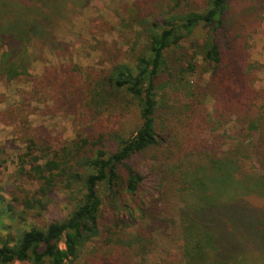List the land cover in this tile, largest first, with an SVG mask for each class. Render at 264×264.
Returning <instances> with one entry per match:
<instances>
[{
	"label": "trees",
	"instance_id": "16d2710c",
	"mask_svg": "<svg viewBox=\"0 0 264 264\" xmlns=\"http://www.w3.org/2000/svg\"><path fill=\"white\" fill-rule=\"evenodd\" d=\"M167 1L158 9H149L147 0L132 2L139 10L134 23L150 15L160 18L151 24L144 53L133 65L118 62L105 74H94L84 92L96 105L115 100L132 104L138 111L133 131L100 129L77 134L57 149L39 148L35 140L27 139L29 147L42 152L44 161L34 164L32 154L25 152L31 157L30 167L22 161L18 172L37 186L15 185L0 196V264H117L134 245L145 252L149 241L141 244L139 229L135 238H127L124 220L112 222L103 235L97 226L102 209L99 186L113 198L120 192L135 194L145 181L134 165L140 155L152 161L157 190L140 209L143 219L151 223L157 219L155 212L164 208L170 189L183 195L177 216L184 264H264V173L249 172L246 166L253 158L264 169V89L254 88V65L246 61L247 37L259 22L249 27V19L239 15L249 8L245 0ZM192 2L198 7L193 8ZM66 4L67 0H0V45L6 47L0 53L1 76L20 82L27 74L29 46L56 51V55L65 53L66 44L55 38L54 31L67 16ZM197 27L203 38L193 42L189 61L185 53H168ZM198 59L199 67L211 68V75L194 89L186 74L197 68ZM230 87L232 93H226ZM167 93L179 96L178 113L183 116L180 121L170 112L173 129L181 124L189 128L203 99L210 96L214 100L211 122L230 120L231 129L247 132L251 142L234 143L225 151L217 145L186 143L184 150L180 142L161 136L156 129L160 111L166 109ZM71 161H80L83 172L77 180L73 177L79 188L67 216L25 227L33 211L48 205L51 192L70 189Z\"/></svg>",
	"mask_w": 264,
	"mask_h": 264
},
{
	"label": "rangeland",
	"instance_id": "374dc122",
	"mask_svg": "<svg viewBox=\"0 0 264 264\" xmlns=\"http://www.w3.org/2000/svg\"><path fill=\"white\" fill-rule=\"evenodd\" d=\"M133 1L135 0H67V16L57 23L54 31L55 38L66 44L65 53L56 55V51L50 52L38 46H29L30 61L27 63V74L21 77L20 82L8 81L0 75V196L9 193L15 185L23 184L31 188L37 186L18 172L22 161L25 167H30L28 161L30 162L31 157L25 152L32 154L34 164L40 165L44 161L42 152L29 147L27 139L35 140L39 148L50 145L52 149H57L67 146L77 134H87L100 129L118 130L119 133L129 134L137 126L138 111L132 104H118L115 100L96 105L94 99L88 100L84 93L94 74L103 72V75L118 62L133 65L136 57L144 53L151 24L160 21V18L150 15L149 18L134 23L133 17L139 10L132 4ZM163 1L166 0H147L151 6L149 9L166 3ZM261 2L262 8L260 12L259 9L256 12L255 8H258ZM244 5L249 8H244L239 15L252 19L251 22L248 20L249 27L250 24L259 22V26L247 37L249 46L246 61L254 65L251 67L253 86L260 90L264 89V0H245ZM192 6L198 7L193 2ZM251 14L256 17L252 18ZM202 38L203 32L197 27L168 53L173 50L179 55L185 53L186 60L189 61L193 54V42ZM178 47L182 49H176ZM5 48L0 45V53ZM198 63L199 59L195 62L197 68L186 74V79L193 88L197 85L203 86L211 75V68L203 65L199 67ZM61 66L65 68V72ZM232 90L230 87L226 93H232ZM165 98L166 109L160 111L156 129L161 136L169 137V140L172 137L174 141L180 142L184 150L187 148L186 143L189 146L192 143L217 145L225 151L234 143L251 142L247 138V132L231 129L233 123L230 120L217 125L211 122L214 100L210 96L203 99V106L197 109L199 115L189 128L181 124L173 129L171 125L174 119L169 114L174 112L180 121L182 120L183 116L178 113L180 99L173 93H167ZM165 100L161 102L162 106L165 105ZM244 145L246 144L242 146ZM192 158L195 159V155H192ZM187 161L185 159L184 165ZM134 162L145 175L144 183L135 194L120 192L118 197L113 198L105 194L107 189L104 186H99L102 209L98 217V229L103 235L106 227L112 222L116 224L124 220V234L127 238H135L136 229H139L138 232L142 233L141 244L149 241L150 245L145 252H140V246L134 245L124 251L117 264H184L177 216L183 195L174 188L170 189L165 197L164 208L155 212L157 219L152 223L143 219L140 209L142 210L147 200L157 193L154 185L155 175L151 172L150 158L145 159L140 155ZM70 163L68 171L73 179L70 189L51 192L48 205L37 213L33 211L31 219L25 222V227H29L30 223L43 226L67 216L73 205L72 196L76 195L79 188L76 180L82 171L80 161ZM248 165L249 172L264 173V169L253 158L246 161V166ZM14 227L17 226L14 224Z\"/></svg>",
	"mask_w": 264,
	"mask_h": 264
}]
</instances>
